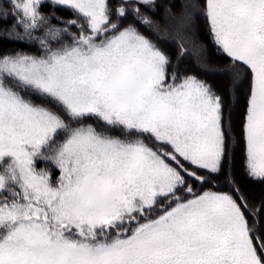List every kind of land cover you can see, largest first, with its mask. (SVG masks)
<instances>
[{
	"label": "snow or ice",
	"instance_id": "6c2138e0",
	"mask_svg": "<svg viewBox=\"0 0 264 264\" xmlns=\"http://www.w3.org/2000/svg\"><path fill=\"white\" fill-rule=\"evenodd\" d=\"M0 264H264V0H0Z\"/></svg>",
	"mask_w": 264,
	"mask_h": 264
},
{
	"label": "rangeland",
	"instance_id": "374dc122",
	"mask_svg": "<svg viewBox=\"0 0 264 264\" xmlns=\"http://www.w3.org/2000/svg\"><path fill=\"white\" fill-rule=\"evenodd\" d=\"M258 189H259V188L257 187V189H256L257 193H258Z\"/></svg>",
	"mask_w": 264,
	"mask_h": 264
},
{
	"label": "trees",
	"instance_id": "16d2710c",
	"mask_svg": "<svg viewBox=\"0 0 264 264\" xmlns=\"http://www.w3.org/2000/svg\"><path fill=\"white\" fill-rule=\"evenodd\" d=\"M259 188V187H258ZM257 195H259V189H258V193H257Z\"/></svg>",
	"mask_w": 264,
	"mask_h": 264
}]
</instances>
